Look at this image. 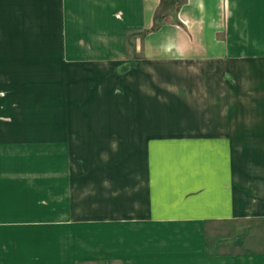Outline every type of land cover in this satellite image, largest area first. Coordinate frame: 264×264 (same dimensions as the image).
<instances>
[{"label": "crops", "instance_id": "obj_1", "mask_svg": "<svg viewBox=\"0 0 264 264\" xmlns=\"http://www.w3.org/2000/svg\"><path fill=\"white\" fill-rule=\"evenodd\" d=\"M53 1L48 10L63 20L65 35L81 39V56L70 59L74 57L86 68L107 63L112 70L121 63L113 62L114 58L119 60L121 39L127 32L148 29L159 2ZM180 2L175 13L180 24L167 21L142 35L141 44H136L143 45L142 59L122 80L114 75L103 79L107 84L118 79V83L130 85L128 100L133 105L123 113L134 118L133 131L145 135L143 145L130 139L122 143L127 142L131 149L143 148L144 156L96 158V168H89L92 163L84 158L53 159L47 167L38 158L2 160L7 167L0 168V264H168L189 257L197 260L201 257L204 220L231 216L232 141L244 138L239 136L242 133H250L255 142L264 141V0ZM89 37L94 42L90 43ZM83 38L93 46L90 52L83 47ZM92 58L94 65L88 61ZM190 74L196 75L200 85L212 81L219 84L223 94L218 88L209 92L216 105L209 104L207 109L193 105L198 114L206 113L208 121L187 129L192 136L206 134L202 140L192 138L191 147L204 148L207 143L212 157L206 190L187 197L168 184L179 181L175 171L168 170L172 163L153 152L158 147L152 145L151 112L146 109L150 107V86L157 84L162 90L163 84L184 86L191 83ZM149 82L151 85L146 86ZM232 86H238L237 93ZM233 101H241V105L255 102V109L241 106L245 113L240 115L248 117L247 123H232L233 115H237ZM119 113L111 111L112 116ZM154 128L168 132L165 124ZM191 171L196 175L191 179H199V165Z\"/></svg>", "mask_w": 264, "mask_h": 264}, {"label": "rangeland", "instance_id": "obj_2", "mask_svg": "<svg viewBox=\"0 0 264 264\" xmlns=\"http://www.w3.org/2000/svg\"><path fill=\"white\" fill-rule=\"evenodd\" d=\"M180 1L160 0L159 11L175 10ZM50 2L54 1L0 0V168L7 167L1 164L7 163L2 160L11 158H38L45 167L53 159L84 158L92 163L88 164L89 168H96V158L143 157V148L131 149L127 142L122 143L130 139L129 142L137 140L143 145L145 135L143 131L134 132V118L123 113L133 105L128 100L130 85L118 83V79L107 84L103 79L114 75L122 80L131 66L142 59L143 45L136 44H141V37L147 32L133 30L121 39L119 60L114 58L113 61L114 64L121 61L118 69L112 70L106 62H101L98 68H86L74 57L70 59L74 55L81 56V39L65 35L63 20L55 18L48 10ZM89 38L90 43L94 42ZM83 42V47H88L90 52L93 46L90 47L85 38ZM211 75L208 76L213 77ZM190 76L191 83L184 86L163 84L164 90L157 84L158 87L150 86L147 89L150 107L146 109L151 112L148 117H151L153 130L162 124L168 128L167 133L150 132L152 145L158 147L157 151L153 148V152L172 163L168 170L175 171L174 176H178L179 181L168 184H173L179 194L187 197L206 190L208 163L212 157L207 143L204 148L191 147L192 138L202 140L206 134L192 136L187 129L208 121L206 113L200 111V116L193 105L200 110L207 109L209 104L216 105L209 92L218 88L223 94L222 86L214 81L200 85L196 75ZM149 85L150 82L146 83ZM232 91L237 93L238 86H232ZM243 105L247 110L256 108L254 101H245L242 105L241 101H233V111L237 114L232 117L233 124L247 123L248 117L240 115L245 113L241 110ZM112 110L119 111V115L112 116ZM239 136L244 138L233 139L229 150L231 216L204 220L199 259L189 257L168 264H264V141L255 142L250 133ZM198 165L200 177L192 180V175L196 176L192 174V167L196 169ZM182 178L185 179L182 181ZM168 190L172 192V188ZM192 252L186 256H191Z\"/></svg>", "mask_w": 264, "mask_h": 264}, {"label": "trees", "instance_id": "obj_3", "mask_svg": "<svg viewBox=\"0 0 264 264\" xmlns=\"http://www.w3.org/2000/svg\"><path fill=\"white\" fill-rule=\"evenodd\" d=\"M181 2H179V4H177V7L175 8V10H170L167 12H160L159 11V4H160V0L157 3L153 13H152V18H151V25L149 26L148 29L144 30L145 32H150V31H154L156 30L160 25H162L163 23L170 21L173 24H180L178 22V20L175 17V13L177 8L179 7Z\"/></svg>", "mask_w": 264, "mask_h": 264}]
</instances>
